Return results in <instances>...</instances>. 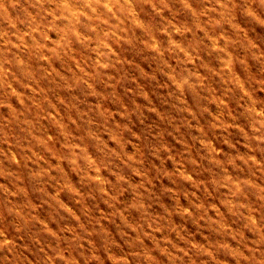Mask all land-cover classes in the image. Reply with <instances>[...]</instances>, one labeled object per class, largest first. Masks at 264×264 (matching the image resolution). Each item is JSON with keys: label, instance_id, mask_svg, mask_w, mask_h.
<instances>
[{"label": "rangeland", "instance_id": "374dc122", "mask_svg": "<svg viewBox=\"0 0 264 264\" xmlns=\"http://www.w3.org/2000/svg\"><path fill=\"white\" fill-rule=\"evenodd\" d=\"M0 264H264V0H0Z\"/></svg>", "mask_w": 264, "mask_h": 264}]
</instances>
